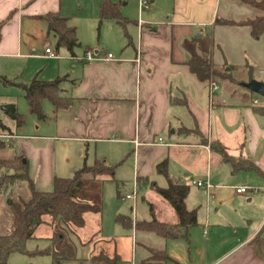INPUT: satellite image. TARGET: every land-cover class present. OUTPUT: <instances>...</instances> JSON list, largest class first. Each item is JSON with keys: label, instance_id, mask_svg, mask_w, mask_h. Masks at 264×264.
I'll use <instances>...</instances> for the list:
<instances>
[{"label": "crops", "instance_id": "crops-1", "mask_svg": "<svg viewBox=\"0 0 264 264\" xmlns=\"http://www.w3.org/2000/svg\"><path fill=\"white\" fill-rule=\"evenodd\" d=\"M101 1L86 0L92 16L98 11L100 18ZM114 1L126 19L125 23L120 25L115 19L104 18L103 29L109 36L101 39L99 45L101 43L109 50L100 48L94 51L101 54L112 52L123 59L119 63L76 60L74 55L78 54L75 51L82 47L79 37L80 46L73 53L67 50L71 53L70 58L60 54L55 35L48 31V23L40 16L49 12L60 13L68 18L70 26L77 28L78 36L81 17H76L80 14L76 6L83 10L86 5L81 0H0V104L3 105L0 106L3 110L0 113V159L23 157L28 163L29 177L40 191L51 190L56 176H72L84 164H93L97 159H105L118 167L125 164L129 177H98L90 185L95 182L103 185L104 179L126 183L133 179L134 186L137 182L138 188L140 185L150 188L143 195L146 200L156 194L157 181L154 179L157 175H164L158 172L157 164L166 160L170 175L180 182L198 186L195 181L203 180L212 184L209 193L206 191L207 214L198 220V224L200 221L205 225V237L197 242L196 256H193L191 234L188 238L167 239L141 229L153 232L161 239L147 233L139 242L131 235L132 231L117 223L116 219L115 225L104 234L101 212L88 213L96 221L94 232L100 235L99 238L89 242L93 240L92 235L88 241H83L80 236L76 240L70 234V244L75 241L80 246H74L76 255L54 264H94L97 249L105 246L110 251L109 256L119 255V264L125 254L119 250L117 238H131L132 256H126L127 264H264V257L257 254L251 243L260 233L264 237V174L244 169L235 171L211 147V143L220 142L229 155L251 158L264 173V105H255L253 100L256 98L246 103L245 91L224 95L219 92L220 87L211 99L209 81L214 79L200 80L188 65L190 58L198 57L215 70L218 65L227 64L230 70L237 69V64L228 61L232 47L219 30L229 28L238 35L248 36L238 48L252 72L258 63L249 42L260 43L264 34L255 38L249 26L225 25L217 19L242 21L258 14L236 16L237 13L249 15L250 7L254 8L239 0H151L153 5L146 14L145 9L139 13V8L136 12L137 1L132 4L126 1L121 5ZM129 4L130 9L127 8ZM207 40H210L209 49L204 45ZM47 45L62 57H45ZM138 51L141 52L140 64L135 61ZM35 77L41 80L60 78L59 95L70 99V104L57 108L52 101L45 99L42 103L43 119L34 117L28 104L29 107L22 108V111L36 124L34 129L29 126L24 129L25 124H18L15 120L17 128L14 123L5 125L1 114L9 116V105H15L20 112V100L16 98L25 97L21 84H29ZM253 79L264 81L263 77L251 74L248 82ZM256 107L262 109L256 110ZM20 181L29 188L23 190L21 185L20 198L14 193L17 184L5 192L0 191V234L10 229L9 199L20 201L31 197L29 182ZM241 185L249 188L244 194L235 191V187ZM229 190H234V197L246 202L249 209L246 214L238 216L239 221L237 218L229 222L231 238L215 242L214 235L223 223L218 213L224 204L221 195ZM85 194L82 191V196L87 197ZM99 194L97 200L87 198L102 203ZM160 197L167 201L162 195ZM154 198L159 200L156 196ZM190 198L189 192L186 205L189 202L193 205ZM213 198L219 200L216 202L219 207L212 212L210 203ZM166 208L163 218L156 220L176 224L178 215L175 209L172 205H166ZM115 214V218L118 214L129 216L120 210ZM247 218L251 219L248 223ZM141 221L151 220L145 218ZM43 224L53 229L48 236L50 241L56 227L50 217H46ZM209 227L212 232L206 236ZM132 238L136 244L135 253ZM213 242L217 245L206 249ZM80 248L84 250L82 253ZM153 251H164L170 258L152 260Z\"/></svg>", "mask_w": 264, "mask_h": 264}, {"label": "trees", "instance_id": "trees-1", "mask_svg": "<svg viewBox=\"0 0 264 264\" xmlns=\"http://www.w3.org/2000/svg\"><path fill=\"white\" fill-rule=\"evenodd\" d=\"M239 1L254 7L259 14L254 18L242 21L220 18L217 21L231 26H249L252 35L259 38L264 34V0ZM40 18L48 23V31L55 35L57 48L66 47L67 50L73 53L80 46L77 28L68 24L67 17L62 16L60 13L49 12L41 15ZM104 18L115 19L120 25H123L126 20L113 0L101 1L100 19ZM188 65L202 81L223 73L230 74V71L218 72L213 69L210 63L198 57L190 58ZM60 80V78L41 80L35 77L29 84H21L32 112L39 119L45 117L42 111V103L45 99L52 101L57 108H64L70 104V99L59 95ZM245 95L246 103H249L251 101L250 94L246 92ZM259 109L262 108L256 107V110ZM7 112L18 124L24 123V115L17 111L15 105H9ZM211 147L219 152L223 160L230 163L235 171L244 169L264 174L251 158L229 155L220 142L211 143ZM116 167L117 165L109 164L105 159H97L93 164H84L72 176H56L51 190L40 191L36 189L34 182L30 179L28 163L24 162L23 157L0 159V191H7L20 180H27L31 189V197L28 200L14 201L9 199L12 218L10 229L4 234H0V264H11L9 256L13 252H28L26 248L27 241L36 237V229L45 223L44 218L46 216L50 217L56 227L53 236L50 238V245L45 249L31 253L50 254L56 262L72 259L74 256L69 254L70 245H67L66 240L70 239V234L74 232V228H82L86 225V214L99 213L103 209L101 203L82 196V190L98 177L113 175ZM157 169L159 173L166 176L168 181L166 187H157V190L175 209L178 222L170 224L156 219L136 221V228L153 231L167 239L188 238L190 229L198 224L197 210L189 209L186 205L190 186L170 175L166 160L158 163ZM90 175L92 177H89ZM115 219L117 223L127 229L133 227V220L130 216L118 214ZM251 243L257 254L264 257V237L262 233L254 237ZM169 258L164 251H153L152 260H167ZM119 260V255L111 257L103 252L93 257L94 264H117Z\"/></svg>", "mask_w": 264, "mask_h": 264}, {"label": "rangeland", "instance_id": "rangeland-1", "mask_svg": "<svg viewBox=\"0 0 264 264\" xmlns=\"http://www.w3.org/2000/svg\"><path fill=\"white\" fill-rule=\"evenodd\" d=\"M114 1V0H113ZM119 2V4H124L126 1H129L130 4L132 3H136L137 0H116ZM225 1V0H224ZM115 2V1H114ZM82 4H86L83 7H85L83 10L79 9V7L76 6V9H78V11L80 12L79 16L76 17H81V19L79 20L81 27L79 33H78V37L79 39L82 41V47L77 48L76 49V53L78 55H82L85 50L87 49L86 47H90V49L95 50V49H99L101 48V50L105 49V50H109L108 48H106V46L102 45L100 43L99 45V41L101 39H106L109 35H106L104 29H103V24L105 23V19L101 21V19L98 17V11H96V16H92V14L90 13V8L88 7L89 5H87L86 0H81ZM130 4L127 8L130 9ZM151 5H153V3H151ZM127 6V5H126ZM250 12L248 13L249 15H245V13H237L236 16H255L257 14H259V12L257 10H255L254 8L250 7ZM139 10V6H138V1H137V9L136 12L138 13ZM140 13V10H139ZM144 13H148V10L145 9ZM91 14V15H90ZM100 19V20H99ZM101 22V23H100ZM80 26V25H79ZM103 30V31H102ZM220 30V34L228 41V43L231 45L232 49H231V59L228 58V56L226 55V58H228V61L231 63H235L237 64V69L235 70H229L230 74H224L223 72L226 71L230 66L227 64L225 66L223 65H218L217 66V71L220 73H223L222 75H218L211 77V79L217 80L219 87H220V93L224 94V95H230L231 92L233 91H237L238 93L240 91H245L248 92L250 95L251 100H253L254 98H258L260 100L259 105L263 106L264 105V97H261L260 95L248 90L245 87V84L248 83V81L251 78V74H254V76H260L264 78V53H263V48H264V39L260 42V43H254L252 41L249 42V44H251L252 48L255 51L256 54V60H257V67L254 68V70H250L249 67H247L245 65L246 61L244 62V58L242 57V53L241 51H239L238 45L240 44V42H246V40H248V36L244 37L243 35H238L237 32L235 30L229 29V28H222L219 29ZM209 38V37H204ZM109 39V38H108ZM250 39V38H249ZM210 43V40H207V44H204L205 46L207 45V49H209L208 46ZM254 43V44H253ZM53 47L55 48V44L53 41ZM60 54L64 57H69L71 56V53L69 54L67 52V48L66 47H60ZM86 48V49H85ZM111 50V49H110ZM246 52V51H244ZM60 55V56H61ZM61 56V57H62ZM16 100H20L18 101V107L20 110V114L24 115V129H26L28 126L31 127L32 129H34L36 127V124H34L32 121V119H28V114H26L24 111H22V108L25 107H29L27 100L25 99V97H17ZM254 101V100H253ZM20 102V103H19ZM258 105V104H255ZM1 108L3 107L2 104H0ZM3 110L0 109V113H2ZM8 115V114H7ZM36 115H34L35 117ZM1 118L3 119V123H5V125H12L14 123V125L16 124L14 121V119L10 118V116H5V114H1ZM16 121V120H15ZM17 124L15 125V128H17ZM28 129V128H27ZM229 167V166H228ZM120 169H123L122 171H124L123 173L121 172ZM89 177H92L91 175ZM101 177H129V172H128V167L125 166V164H120V166L115 168V172L113 175H104ZM131 177V176H130ZM166 176L165 175H157V179H154L156 182V188H160L162 187L164 184V181H166ZM132 181H122V180H108V179H104L103 180V185H99L97 184V182L92 183L89 186V191L86 190V188H84L86 190V192L84 191V189L82 190L83 193H86L85 195H87V197L91 198L92 200H97V198H99L98 194L100 195V197L102 198V206L103 209L101 211V215H102V223H103V228L105 230L104 234H106V232H109L111 229L110 227L115 225V211L116 210H120V213H126L128 214L132 220H143V219H147V220H153V219H160L163 218V214H165V209L166 205H168L169 207H171V205L169 204V202L165 201L163 198L160 197V195L158 194V190L154 189L156 194H153L154 196L158 197L159 200H156V198H154V196H150L147 200L143 198V195H145V193H147V190L150 188H146L144 185H140L138 188V194L136 196V202L134 201H123L121 199V195H126L131 193L134 190V182L133 179H130ZM163 181V183H162ZM16 188L14 190V193H17L15 196L17 198H20L19 195L22 192L21 191V185L22 189H28V186L26 188V186L24 187L25 182L24 181H19L18 183H16ZM190 199L193 203L190 204V202L187 204V206L189 207V209H195L197 210V215H198V220H200L201 217H205L207 214V194H206V190L202 189L196 185H193V183H190ZM167 186V181H166V185ZM164 186V187H165ZM99 190L101 192H99ZM234 190H229L226 194L221 195V200L224 202V204L221 206L220 209V213L221 214V220H222V228H219L220 230L215 233L214 235V239L215 242H221V240L226 239L228 237L231 238L232 233L230 230V226L228 225L229 222H231V220H235L238 218V216L246 214L248 212L249 209V205H247L246 202H241L239 198H235L234 197ZM119 193L121 195H119ZM216 202H219L218 199H212L210 205H211V209L212 212L219 207V205H217ZM91 214L87 215V223L85 225L84 228H74V232H72L71 234L72 237H75L76 240H78V237L80 236L81 239L83 241H88L89 236L92 235V239L91 241H96L100 235H98V233H95V224L96 221L93 220L92 216H90ZM49 217V216H46ZM46 217L44 219H46ZM101 217V216H99ZM161 220V219H160ZM238 221L240 220V217L237 219ZM251 219L247 218L246 219V223H248ZM204 223L199 221V224L192 227L191 228V235H190V249L192 252L193 256H196V251H197V242H200L204 239L205 234H204ZM122 229V228H121ZM209 230V234L206 236H210L211 234V229L212 228H207ZM4 230V229H3ZM9 230V229H7ZM52 227L48 226L47 224H43L42 226L38 227L36 229V237L35 238H31L27 241L26 243V248L28 250V252L26 253H21V252H13L10 254L9 256V262L11 264H54L55 260L53 259V256L50 254H46V253H31L33 251H40L42 249L47 248L50 245V241L48 239V236H50V232H52ZM132 231L131 235H133V238L135 239V241H139L141 242V238L142 235H145L147 233H150L153 237H156L157 239H161L159 236H157V234L153 233V232H145L144 230H141L140 228L137 229L136 227H132L130 229ZM125 231V229H124ZM137 233V236H136ZM93 234H94V238H93ZM133 238H132V242H133ZM117 246L119 247V250H121L125 255L123 256V261L120 262L119 264H127V257L132 256V246H131V238L130 240H119L118 238L115 239ZM135 241L133 242L135 244ZM67 245H70L69 248V254L70 255H76V251L74 246H78L77 243L71 242L70 244V240L69 238L66 240ZM88 242V243H89ZM137 243L138 245V251L140 252L141 250V244ZM210 243L208 244L206 249H213V246L217 245V243ZM205 242H201V244H203ZM204 246L206 247V245L204 244ZM80 246H78L79 248ZM135 248H136V244L133 248L134 253H135ZM80 252L82 253L84 250L82 248L79 249ZM97 254H99L100 252H104L106 254H109L110 251L108 249V247L105 246V248H101V249H97ZM138 252V253H139ZM89 254V253H88ZM127 256V257H126ZM139 256V254H138Z\"/></svg>", "mask_w": 264, "mask_h": 264}, {"label": "built area", "instance_id": "built-area-1", "mask_svg": "<svg viewBox=\"0 0 264 264\" xmlns=\"http://www.w3.org/2000/svg\"><path fill=\"white\" fill-rule=\"evenodd\" d=\"M140 8V12H142L143 9H148L151 6V0H137ZM141 22V21H140ZM45 57L50 58H59L60 55L54 50V48L50 45H47L44 52ZM74 58L76 60H79L81 62H91V61H103V62H122L123 59L117 57L114 53L108 52L106 54H101L100 52H96L92 49H86L85 52L82 55H74ZM137 64H140L141 62V52L138 51L137 57L135 59ZM219 88V85L217 81L210 80L209 81V89H210V97L213 98L214 92ZM262 97V96H261ZM254 104H259L260 100L258 98L254 99ZM195 184H197L199 187H203L208 193L209 190L212 187V184L209 181H203V180H197L195 181ZM248 187L245 185L237 186L235 187V191L238 194H244L248 191ZM138 194V184L135 182L134 190L126 194L125 196H122L123 200H133L135 202L136 196ZM133 227H136V220H133Z\"/></svg>", "mask_w": 264, "mask_h": 264}, {"label": "water", "instance_id": "water-1", "mask_svg": "<svg viewBox=\"0 0 264 264\" xmlns=\"http://www.w3.org/2000/svg\"><path fill=\"white\" fill-rule=\"evenodd\" d=\"M227 70H230V67ZM245 87L248 90L264 97V81L253 79L252 81L246 83ZM24 162H25V160H24Z\"/></svg>", "mask_w": 264, "mask_h": 264}]
</instances>
